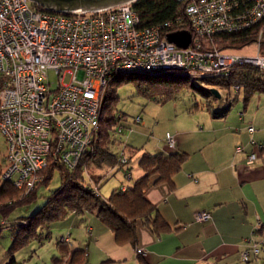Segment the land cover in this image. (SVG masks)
Segmentation results:
<instances>
[{
	"label": "built area",
	"instance_id": "obj_1",
	"mask_svg": "<svg viewBox=\"0 0 264 264\" xmlns=\"http://www.w3.org/2000/svg\"><path fill=\"white\" fill-rule=\"evenodd\" d=\"M179 1L185 3L179 20L188 18L192 27L186 47L168 37L184 29L141 25L134 1L56 12L38 8L31 0H0V131L7 139L3 179L29 192L42 181L50 162L75 167L99 140L103 96L114 74L183 73L199 86L210 87L205 78L225 76L235 64L264 69V0ZM249 28L258 29L255 55L226 52L214 44L218 34ZM50 69L60 75L57 86L49 80ZM67 73L69 82L64 81ZM123 128L118 124L116 133ZM248 130L253 132L254 125ZM165 141L176 147V136L170 132ZM257 156V151L249 152L246 162L254 163ZM120 160L128 162L126 155ZM131 176L127 170L125 177ZM120 186L127 189L126 184ZM95 191L101 193L97 187ZM210 216L204 210L196 219ZM255 230L264 233V223L259 220ZM60 239L66 242L68 236ZM263 248L264 237L249 239L241 260L259 256ZM137 252L146 256L148 250L140 246Z\"/></svg>",
	"mask_w": 264,
	"mask_h": 264
},
{
	"label": "trees",
	"instance_id": "obj_2",
	"mask_svg": "<svg viewBox=\"0 0 264 264\" xmlns=\"http://www.w3.org/2000/svg\"><path fill=\"white\" fill-rule=\"evenodd\" d=\"M32 4L49 10L35 2ZM184 5L185 3L179 0H136L132 6L139 15L141 25L162 26L164 31L172 28L192 30L188 18L179 20L184 14ZM257 30L249 28L236 32H223L218 34L214 44L222 50L238 49L252 42L256 43ZM261 41L262 52H264V35ZM204 80L210 85L207 90L202 89L206 94L215 96L210 90L211 87L221 90V97L225 90L229 93L231 90L236 91L237 97L243 91L245 104L254 94H264V69L251 64H235L230 67L227 75ZM128 82H134L138 90L147 95L159 92L163 94L164 99H170L177 90L190 82V79L183 73L114 74L110 77L103 96L99 140L91 149L83 152L75 167L71 168L60 162H50L43 170L42 181L29 192L3 179L5 168L0 171V217L4 219V223H0V230L7 224L15 230L9 248L12 256L7 264H18L13 254L14 251L22 248L33 238L40 241L48 238L51 224L64 219L71 213L97 212L101 220L113 230L118 243L129 242L136 248L138 247L137 226L140 222L149 226L158 235L171 229V225L162 217L158 207L148 199L147 191L151 186L163 183L174 187V176L182 169L188 153L179 150L150 152L142 148L136 149L125 143L120 133H116L120 120L125 118L123 114H120V117L114 114L117 91L119 86ZM193 85L201 89L199 85ZM121 144L123 151L128 154H122L128 158L126 164L120 160L122 155L117 156L114 151V147ZM138 153H140L138 163L144 171L141 176L136 177L133 182L127 181L125 191L121 189V186L115 188L107 198H104L102 193H96V187L100 189V186L93 185V183L101 176L97 172L98 168L104 163L109 165L119 163L120 167L127 165ZM56 168L60 169V186L50 193L42 207L28 215L23 221L10 222L7 216L20 205L32 204L38 197L39 186L49 184ZM132 177L133 172L129 180L133 179ZM59 243L64 255L71 252L67 242ZM71 254L68 264H92L81 249H74ZM138 256L139 264H151L146 260L145 255L138 253ZM54 261L56 264H64L65 258L55 257Z\"/></svg>",
	"mask_w": 264,
	"mask_h": 264
},
{
	"label": "rangeland",
	"instance_id": "obj_3",
	"mask_svg": "<svg viewBox=\"0 0 264 264\" xmlns=\"http://www.w3.org/2000/svg\"><path fill=\"white\" fill-rule=\"evenodd\" d=\"M225 51L255 55L257 54V44L252 42L241 48ZM48 76L52 86H57L60 75L50 69ZM70 80L71 74L67 73L64 81L69 82ZM193 84L197 83L190 79V82L177 90L170 99H164L163 94L159 92L147 95L139 91L134 82L119 86L114 114L116 117L120 114L125 117L119 122L124 126L123 132L120 133L122 140L136 149L142 148L150 152L177 150L178 146L170 148L166 144L165 135L170 132L182 141L180 148L186 149L193 159L201 149L210 150L213 146L211 143L216 136L223 137V140L230 137L227 143H223L225 146L235 147L237 142L243 141L244 143L249 140L250 135L246 131V127L251 124L257 130L262 126V133H264V94H254L245 104L243 91L237 97L236 91L231 90L229 93L225 90L222 92V97L217 98L202 90H207L209 86H200L201 89H199L195 88ZM217 112L224 115L222 120L214 116ZM114 151L117 156L128 155L123 151L122 144L115 146ZM6 152L7 139L0 131V171L4 170L6 166ZM139 157L140 153L127 165L121 167L119 163L117 165L104 163L98 168L97 172L101 176L97 180L95 179L96 182L93 185L100 186L104 198L109 197L123 180L130 183L139 176L142 171L138 163ZM128 168H131L130 170L133 172L131 180L125 177ZM60 184V169L56 168L49 184L39 186L36 200L30 205L18 206L7 216L8 220L15 221V223L23 221L28 215L42 207L50 193ZM106 227L107 225L103 223L97 212L71 213L64 219L51 224L48 238L43 241L33 238L13 254L18 264H55V257L66 258L67 256L65 263H68L72 254L70 252V254L64 255L59 242L64 243L60 238L69 235L71 237L69 248L71 250L81 249L85 254L87 251L88 261L92 264H128L133 261L134 258L130 256L114 259L112 256H118V253H113L115 255L106 254V250L110 246L108 237L114 239V235ZM14 232L15 230L9 227V224L0 230V264H7L10 261L12 255L9 253V248ZM126 248L129 250L130 244ZM261 254L264 257L263 251ZM109 259L111 261H107Z\"/></svg>",
	"mask_w": 264,
	"mask_h": 264
},
{
	"label": "crops",
	"instance_id": "obj_4",
	"mask_svg": "<svg viewBox=\"0 0 264 264\" xmlns=\"http://www.w3.org/2000/svg\"><path fill=\"white\" fill-rule=\"evenodd\" d=\"M214 116L224 118L220 112ZM262 128L250 132L247 126L249 140L237 142L235 147L224 145L230 137L223 140V137L216 136L211 149H201L193 159L186 149L180 148L182 141L176 136L177 150L187 152L188 156L174 176V187L163 183L151 186L147 191L148 199L158 207L171 229L158 235L141 222L137 226L138 247L144 246L148 250L145 258L149 263H264L262 254L252 255L249 261L241 260V252L248 246V240L264 237L262 230H255L259 220L264 223V147L252 143L254 140L264 145ZM238 145H243V150L238 151ZM253 150L257 151V159L248 164L247 156ZM141 170L139 176L144 172ZM122 183L126 184L124 180ZM204 210L211 213L210 218L198 221L197 213ZM106 228L114 235L109 226ZM67 236L66 242L70 244L71 237ZM108 240L107 255L118 253L112 257L130 256L134 259L128 264L140 263L137 248L131 243H118L115 235L114 239L109 236ZM128 244L129 250L126 248ZM86 256L88 259L87 251Z\"/></svg>",
	"mask_w": 264,
	"mask_h": 264
},
{
	"label": "water",
	"instance_id": "obj_5",
	"mask_svg": "<svg viewBox=\"0 0 264 264\" xmlns=\"http://www.w3.org/2000/svg\"><path fill=\"white\" fill-rule=\"evenodd\" d=\"M44 8L56 12H69L73 10H98L102 8H111L122 3L136 0H31ZM169 40L179 46L186 47L189 45L192 35L189 30H180L172 32L168 35ZM211 92L216 97H221V92L218 88L211 87Z\"/></svg>",
	"mask_w": 264,
	"mask_h": 264
}]
</instances>
